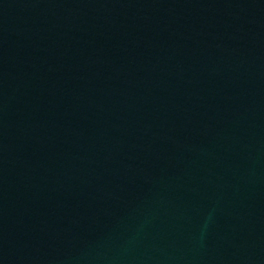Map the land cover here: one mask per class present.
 Returning a JSON list of instances; mask_svg holds the SVG:
<instances>
[{
	"label": "water",
	"instance_id": "water-1",
	"mask_svg": "<svg viewBox=\"0 0 264 264\" xmlns=\"http://www.w3.org/2000/svg\"><path fill=\"white\" fill-rule=\"evenodd\" d=\"M0 264H264V0H0Z\"/></svg>",
	"mask_w": 264,
	"mask_h": 264
}]
</instances>
